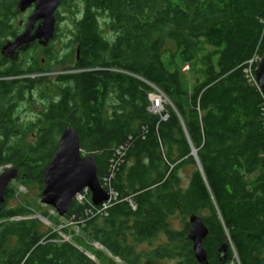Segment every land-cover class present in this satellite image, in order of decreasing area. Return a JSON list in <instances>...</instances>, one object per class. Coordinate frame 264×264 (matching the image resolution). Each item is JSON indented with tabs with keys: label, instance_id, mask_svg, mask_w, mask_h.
<instances>
[{
	"label": "trees",
	"instance_id": "16d2710c",
	"mask_svg": "<svg viewBox=\"0 0 264 264\" xmlns=\"http://www.w3.org/2000/svg\"><path fill=\"white\" fill-rule=\"evenodd\" d=\"M73 1L68 55L51 43L31 45L43 58L23 51L10 61L0 53V167L17 168L24 185L36 180L42 189L57 139L73 127L100 182L111 176L117 199L106 215L94 214L90 191L63 217L41 211L62 224L47 231L26 203L6 208L16 190L9 184L0 264H105L106 257L111 264H204L188 239L193 213L209 229L205 264H264V93L245 71L254 54H264V0ZM19 12L18 0H0V52L20 31ZM202 39L221 51L205 79L190 85L163 56L191 63ZM156 89L167 98L160 114L150 109ZM30 101L40 110L24 119L20 106ZM189 166L183 183L179 173ZM176 213L180 229L172 227ZM224 244L227 254L219 251Z\"/></svg>",
	"mask_w": 264,
	"mask_h": 264
},
{
	"label": "water",
	"instance_id": "95a60500",
	"mask_svg": "<svg viewBox=\"0 0 264 264\" xmlns=\"http://www.w3.org/2000/svg\"><path fill=\"white\" fill-rule=\"evenodd\" d=\"M62 0H18V8L24 12L34 4L32 13L28 15L27 25L24 30L14 38L9 39L2 46V53L11 60H17L20 51H28L37 41L41 46H48L56 34V10ZM37 22V24H36ZM36 24V25H35ZM78 53V52H77ZM255 81L264 93V54L254 67ZM59 137L58 147L44 170V186L41 193V202L51 206L57 214L63 217L76 195L84 188L91 192V204L100 206L109 199L108 191L97 178L95 159L91 155H84L80 145L79 136L73 127L65 126ZM191 154L195 161L198 160L196 151L192 148ZM200 171L201 166L197 161ZM18 175L15 167H10L0 173V213L2 203L5 201V189ZM37 219H45L39 213L33 215ZM203 219L198 214L189 216V238L192 242V252L200 263H207V251L203 246L209 229L204 225ZM224 244L219 251L227 254Z\"/></svg>",
	"mask_w": 264,
	"mask_h": 264
},
{
	"label": "rangeland",
	"instance_id": "374dc122",
	"mask_svg": "<svg viewBox=\"0 0 264 264\" xmlns=\"http://www.w3.org/2000/svg\"><path fill=\"white\" fill-rule=\"evenodd\" d=\"M78 7L75 5V1L73 0H67L65 4H63L60 9L58 10L60 15H62V18L60 20L59 24V35L56 36L50 43L51 48L59 53V55H64L67 54V50L69 48L65 47V44L68 42V35H70V30L73 29V21L71 18L72 10H76ZM29 10V9H28ZM32 12H30L31 14ZM29 13L22 12V14H18L15 17V22L18 23L20 19L22 21L27 20ZM25 26V25H24ZM31 47L28 49V53H32L33 51H30ZM220 47L214 46L211 41L207 39H202L200 40V43H198V47L195 50V55L194 59L191 63H184L181 58L176 54L173 58H170L169 53L164 54L163 59L165 60L166 66L171 70H176L181 71L185 78H186V83L193 85L197 81H201L205 79V68L208 66L207 64L210 62L216 66L218 58H219V53H220ZM34 53V52H33ZM73 53V52H72ZM37 57L43 58V55L36 51L34 53ZM75 55V53L73 54ZM258 55V54H257ZM263 56V55H262ZM260 56V57H262ZM72 57H67L66 62H64L59 70H64L65 67L70 66L72 63ZM173 59V60H172ZM22 60V57L20 58ZM54 74V72H50V75ZM35 76V75H31ZM40 110V107L34 103V102H29V105L27 103L21 104L20 106V111H19V116L23 117L24 119H29L30 117H34L36 113ZM152 111V109H151ZM58 140V139H57ZM11 166H8L7 168L5 167H0V173L7 170ZM192 167H186L183 170L180 171L179 175L182 176L183 183H186L188 179V175L191 172ZM20 176L17 175V177L14 180L10 181V184L12 183L13 187L16 188V192L14 191L13 198L9 200V202L6 205V208L9 206H17L21 203H26L29 207L37 210V212L41 211H48L49 213H53L54 210L51 209L50 206H46L41 202V193L42 189L40 188L41 185L39 184L38 181L36 180H29L26 182V185L23 184V182L20 180ZM44 186V185H43ZM130 204L134 207L135 204L131 203ZM189 216L190 214L186 215V219L189 223ZM182 214L176 213L174 216L171 218V223L172 227L176 229L182 228L184 223L182 222ZM43 225L48 231V229L55 227L56 229L62 228V224L60 225H52L49 221H46L42 219ZM73 229L76 227L72 224ZM160 241H164L165 237L163 234L160 235ZM65 238H71L70 235H65ZM159 242V241H158ZM156 242V243H158ZM97 248L102 249L101 245L98 243H93ZM141 248H146L147 250H150L152 247L145 243L141 246ZM107 253V252H106ZM108 255V253L106 254ZM110 257V255H108ZM109 258L106 257L105 264H111L108 260ZM118 261V259H115ZM230 264H233L230 262Z\"/></svg>",
	"mask_w": 264,
	"mask_h": 264
},
{
	"label": "built area",
	"instance_id": "2783aa9c",
	"mask_svg": "<svg viewBox=\"0 0 264 264\" xmlns=\"http://www.w3.org/2000/svg\"><path fill=\"white\" fill-rule=\"evenodd\" d=\"M261 22L264 26V17L261 19ZM259 59H260V55H257V53L254 54V57L249 61L250 67L253 63L256 64ZM250 67L246 68L245 71L248 73V78H250V81H254L257 84V82L255 81L256 79H255L254 72L252 71V69ZM149 98L151 100L150 109H152L153 112L160 114L162 112L161 110L163 109L164 101H167V98L165 97V95L160 90L156 89V92L150 93ZM263 109H264V105H263ZM162 118H166V116H162ZM122 149H123V147H120L117 150V153H120V150H122ZM110 177H103V181L101 183L104 188L108 187V189L105 188V190L108 191L109 199L105 202H102L100 206H97V207L94 206L95 207V211H94L95 215H106L108 209L113 205V202L116 201V199H117V192L115 190H113L114 188L110 185ZM88 190H89L88 188H84L82 191H80V193H78L76 195V200L79 202L86 201V194L88 193Z\"/></svg>",
	"mask_w": 264,
	"mask_h": 264
},
{
	"label": "flooded vegetation",
	"instance_id": "af4514ba",
	"mask_svg": "<svg viewBox=\"0 0 264 264\" xmlns=\"http://www.w3.org/2000/svg\"><path fill=\"white\" fill-rule=\"evenodd\" d=\"M66 1L67 0L64 1V4H65ZM62 2H63V0L61 1L60 5L58 6V9L56 10V23H55L56 24V34H55L54 38L59 35V24L58 23L60 22V20L62 18V15H60L58 10L63 5ZM28 9L26 11L30 14V12L33 11V9H34V4L31 7H29ZM26 11H24V12H26ZM19 13L22 14V11H20ZM36 24H37V22H36ZM16 25L19 26V29H20L19 33H21L24 30V28H25L24 25H27V20L22 21V19H20ZM9 39H12V38H9ZM34 43H37V41L34 42ZM21 57H22V52L20 51V54H19V57H18L17 60H11L9 58H7V59H9L10 61H19Z\"/></svg>",
	"mask_w": 264,
	"mask_h": 264
},
{
	"label": "bare ground",
	"instance_id": "6f19581e",
	"mask_svg": "<svg viewBox=\"0 0 264 264\" xmlns=\"http://www.w3.org/2000/svg\"><path fill=\"white\" fill-rule=\"evenodd\" d=\"M45 220V219H44Z\"/></svg>",
	"mask_w": 264,
	"mask_h": 264
}]
</instances>
